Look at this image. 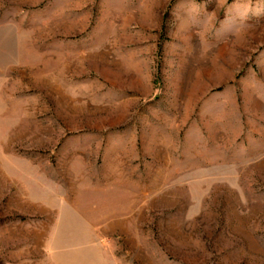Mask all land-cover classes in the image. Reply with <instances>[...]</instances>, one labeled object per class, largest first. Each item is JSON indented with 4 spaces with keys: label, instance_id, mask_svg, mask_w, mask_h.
Returning <instances> with one entry per match:
<instances>
[{
    "label": "rangeland",
    "instance_id": "1",
    "mask_svg": "<svg viewBox=\"0 0 264 264\" xmlns=\"http://www.w3.org/2000/svg\"><path fill=\"white\" fill-rule=\"evenodd\" d=\"M0 264H264V0H0Z\"/></svg>",
    "mask_w": 264,
    "mask_h": 264
}]
</instances>
